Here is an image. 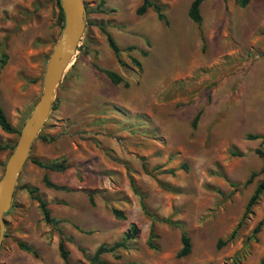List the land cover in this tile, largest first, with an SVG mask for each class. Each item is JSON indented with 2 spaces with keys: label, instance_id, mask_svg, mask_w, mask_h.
Masks as SVG:
<instances>
[{
  "label": "rangeland",
  "instance_id": "374dc122",
  "mask_svg": "<svg viewBox=\"0 0 264 264\" xmlns=\"http://www.w3.org/2000/svg\"><path fill=\"white\" fill-rule=\"evenodd\" d=\"M81 1L83 32L3 216L0 264H62L59 240L69 264H88L85 257L120 242L131 225L136 237L101 255L103 264H264V223L251 235L264 215V185L241 221L264 183V0L242 9L235 0H202L199 28L186 15L192 0H150L164 8L166 25L151 10L136 16L139 0ZM61 28L55 0H0V106L17 133L40 97ZM17 138L0 131V147L12 148L0 151V177ZM32 160H63L66 170L46 172ZM44 176L66 191L45 188ZM24 187L37 190L55 228ZM150 227L155 251L146 247ZM181 234L190 252L178 259Z\"/></svg>",
  "mask_w": 264,
  "mask_h": 264
},
{
  "label": "trees",
  "instance_id": "16d2710c",
  "mask_svg": "<svg viewBox=\"0 0 264 264\" xmlns=\"http://www.w3.org/2000/svg\"><path fill=\"white\" fill-rule=\"evenodd\" d=\"M140 4L139 6L135 9L134 14L138 17L142 16L147 10H151L156 17V20L158 22H161L163 25H166L167 22L165 20V17L163 15V10L164 8L160 5H158L157 3H154L150 0H139ZM249 0H235V4L238 8L242 9L244 7H246V5L248 4ZM202 3V0H192L189 4V7L187 9V18L188 20L195 25L197 28H199L200 26V15H199V7L200 4ZM55 4L56 7L58 9V23H59V27L61 28L62 25V15H61V11L59 9V0H55ZM105 37V41L107 44L108 49L110 50L115 62L117 65L122 66V63L119 60V50L117 48V46L115 45V43L113 42V40L111 39V37L107 34H104ZM144 55V54H142ZM131 64L135 67L138 68L139 64L131 59L130 60ZM97 71H99L101 74H103L106 79L112 84V85H118L120 83H122V80L120 77H118L117 75H115L112 72H108V71H101L98 70L97 68H95ZM199 118V112L196 113V115L193 117L192 122H191V127L194 128L195 124L197 122ZM0 131L6 135H13V134H17V131H15L10 124L8 123L6 116L4 114V112L1 109L0 106ZM40 141L44 142V143H50L53 141V139H47L45 137H39ZM257 137H250V140H256ZM4 149H8L11 150L12 148H6V147H0V151L4 150ZM257 155H259L260 157L262 156L261 153L256 152ZM31 164L33 166H35L36 168L46 171V172H50V173H63L66 170V165H65V161L60 160V161H53V162H40L37 160H32ZM260 173H264V167L263 169L260 171ZM253 177H255L254 174H251L249 176V178L246 180L245 185L249 184L251 179H253ZM42 184L45 188L48 189H53L56 191H66L64 188L62 187H58L55 186L53 184H51L47 178L44 176L42 178ZM263 185L264 183L261 182L259 184L256 185L253 193L251 194V196L248 198L247 203L245 205L244 208V212L242 214L241 217V221L249 214L250 208L256 203L258 196L262 193L263 191ZM25 192L29 195L30 198H32V200H34L38 206V209L41 213V217H42V221L44 224H46L47 226H50L51 228H55L56 224L58 222H55L49 214V211L46 209L45 204L43 203V201L39 198V197H34V195L37 193V190L35 188H28V187H24ZM88 201L89 204H91V196L88 195ZM140 208L142 210V212L145 211L144 206L142 204V200L140 199ZM111 215L116 219V220H125L124 216L122 215L121 212L116 211V210H110ZM4 216V215H3ZM240 221V222H241ZM240 222L238 223V225L236 226L239 227ZM166 223V222H164ZM264 223V215L262 217V219L255 225V227L252 229L251 231V235L254 237L260 230V228L262 227ZM138 231L136 230V228L131 225L128 227V229L126 230V232L123 234V238L121 239L120 242L115 243L109 247L107 246H99L95 249L93 255L91 257H85V261L88 264H103L102 261H100V256L104 255V254H113L115 253L117 250L125 249V242L126 241H131L133 240L136 235H137ZM235 232H232L231 235L229 236L228 240L233 239V235ZM155 239V236L153 235V231H152V227H150L149 232H148V237H147V241H146V247L150 250H157L153 244L152 241ZM225 242H218L217 243V248H219L220 246H223ZM16 247L18 250L31 255L33 258H37V254L36 252L29 246L23 244V243H17ZM57 254L58 257L60 259V261L62 262V264H69L68 262V252L66 251L63 243L61 240L58 241L57 243ZM190 252V245H189V241L187 239V237L183 234L180 235V248L177 251L175 257L178 259L184 258L186 257ZM123 264H136V263H123Z\"/></svg>",
  "mask_w": 264,
  "mask_h": 264
},
{
  "label": "water",
  "instance_id": "95a60500",
  "mask_svg": "<svg viewBox=\"0 0 264 264\" xmlns=\"http://www.w3.org/2000/svg\"><path fill=\"white\" fill-rule=\"evenodd\" d=\"M59 9L62 28L44 68L40 97L20 128L15 146L0 177V243L4 226L3 215L10 207L17 175L27 159L31 143L50 112L55 88L70 64L83 32L85 9L81 0H59Z\"/></svg>",
  "mask_w": 264,
  "mask_h": 264
}]
</instances>
